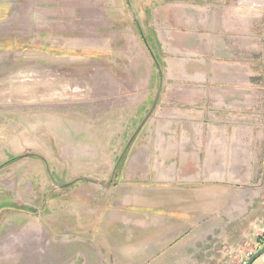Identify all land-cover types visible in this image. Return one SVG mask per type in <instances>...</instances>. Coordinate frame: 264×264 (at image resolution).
I'll return each mask as SVG.
<instances>
[{"label":"rangeland","instance_id":"1","mask_svg":"<svg viewBox=\"0 0 264 264\" xmlns=\"http://www.w3.org/2000/svg\"><path fill=\"white\" fill-rule=\"evenodd\" d=\"M40 71L81 93L0 100V264H244L262 247L264 204H237L264 194V0H0V84ZM184 127L195 182L167 164ZM189 189L218 211L170 232Z\"/></svg>","mask_w":264,"mask_h":264},{"label":"crops","instance_id":"2","mask_svg":"<svg viewBox=\"0 0 264 264\" xmlns=\"http://www.w3.org/2000/svg\"><path fill=\"white\" fill-rule=\"evenodd\" d=\"M196 12V11H194ZM200 15H204L207 17L208 10H201ZM195 18V16H194ZM198 23V22H196ZM204 22L200 21L197 26H204ZM214 24H212L213 26ZM215 26V25H214ZM34 75V76H33ZM32 83L27 84L25 82L14 81L13 78L9 79L6 83L0 84V100L3 101L2 97H6L9 95H17V100H21L23 102L31 101H64V100H76L80 95V91L73 89L71 90L67 86H58L60 83V76H57L53 73H48L46 71H40L38 73L33 74ZM193 80V78H192ZM27 81V80H26ZM16 86V87H15ZM26 91H29L26 93ZM32 92V93H31ZM41 93V94H39ZM62 93V94H61ZM65 93V94H64ZM29 94V95H27ZM40 96H39V95ZM43 95V96H42ZM30 97V98H29ZM13 101V100H12ZM191 128L184 127L182 129V133L184 134V138L182 141H176L173 138H169L167 141V157L168 166L171 167V171L175 169L176 166L183 167V177L185 182H195L199 181L202 178L201 165L203 163V143L198 138L195 141L191 140V137L187 135L188 130ZM199 127L195 128L196 136L199 137ZM161 164V163H159ZM197 171V172H196ZM234 176V175H233ZM231 174L228 176V180L231 183L230 188L232 191L239 192L241 189V185L239 181L241 177L236 175L233 177ZM173 199L169 201L171 208H168L166 213L172 214L169 217L168 221L163 222L162 227H168L169 231H174L176 227L175 217L176 213L187 214V213H216L218 211V202L217 197L213 194V198L207 201L206 205H198L196 202H192V199L196 197H201V192L199 190H184L183 192V209L176 208V205H179L181 201L178 202L176 192ZM159 193L156 194L158 196ZM239 197V194L236 197H230L227 202L230 207H225L224 213L228 215L231 221L235 220V209L232 207L233 202H235ZM241 202L238 203V206H253L255 210H260L264 204V194L261 193V188L258 184H254L253 188H251L248 196H241ZM154 201V200H153ZM178 202V203H177ZM252 204V205H251ZM236 205V203H235ZM181 206V205H179ZM202 206V207H201ZM225 206V205H224ZM159 207V206H158ZM158 207H145L147 209H157L160 211ZM170 231V232H171ZM170 232L167 233L170 235ZM175 234V232H173Z\"/></svg>","mask_w":264,"mask_h":264},{"label":"water","instance_id":"3","mask_svg":"<svg viewBox=\"0 0 264 264\" xmlns=\"http://www.w3.org/2000/svg\"><path fill=\"white\" fill-rule=\"evenodd\" d=\"M264 255V244L257 249L244 264H253L258 258Z\"/></svg>","mask_w":264,"mask_h":264},{"label":"bare ground","instance_id":"4","mask_svg":"<svg viewBox=\"0 0 264 264\" xmlns=\"http://www.w3.org/2000/svg\"><path fill=\"white\" fill-rule=\"evenodd\" d=\"M27 92H29V91H26V93H27ZM31 93H32V92H31ZM39 94H41V93H39ZM39 94H38V95H39ZM61 94H62V93H61ZM64 94H65V93H64ZM27 95H29V94H27ZM39 96H40V95H39ZM42 96H43V95H42ZM29 98H30V97H29Z\"/></svg>","mask_w":264,"mask_h":264}]
</instances>
